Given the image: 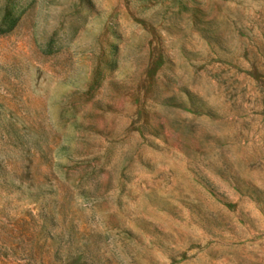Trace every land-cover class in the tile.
I'll list each match as a JSON object with an SVG mask.
<instances>
[{
    "label": "rangeland",
    "instance_id": "374dc122",
    "mask_svg": "<svg viewBox=\"0 0 264 264\" xmlns=\"http://www.w3.org/2000/svg\"><path fill=\"white\" fill-rule=\"evenodd\" d=\"M0 264H264V0H0Z\"/></svg>",
    "mask_w": 264,
    "mask_h": 264
}]
</instances>
